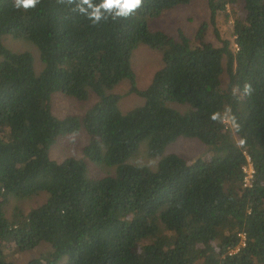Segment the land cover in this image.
Instances as JSON below:
<instances>
[{
	"label": "trees",
	"instance_id": "trees-1",
	"mask_svg": "<svg viewBox=\"0 0 264 264\" xmlns=\"http://www.w3.org/2000/svg\"><path fill=\"white\" fill-rule=\"evenodd\" d=\"M195 0H141L128 16L83 0H38L28 9L0 0V264L8 250L49 251L28 264H264V0H243L234 45L153 30L151 21ZM99 5L102 0H90ZM210 25L239 0H208ZM86 9L88 6L83 5ZM90 12L91 9H88ZM32 42L15 53L3 38ZM145 45L162 67L139 89L133 53ZM228 76L223 86L222 77ZM144 103L122 112L116 88ZM97 101L82 115L58 118L52 97ZM215 117V118H213ZM86 133L83 159L50 156L59 138ZM196 139L210 157L190 160L168 148ZM143 151L155 164L135 162ZM249 161L255 174L244 186ZM90 163L112 169L95 176ZM46 201L11 217L12 198ZM236 254L230 251L241 243Z\"/></svg>",
	"mask_w": 264,
	"mask_h": 264
},
{
	"label": "rangeland",
	"instance_id": "rangeland-1",
	"mask_svg": "<svg viewBox=\"0 0 264 264\" xmlns=\"http://www.w3.org/2000/svg\"><path fill=\"white\" fill-rule=\"evenodd\" d=\"M244 3L239 0L235 7L228 6L227 11L218 14L216 18V27L210 25L211 10L208 0H195L190 6L179 7L174 10L166 11L159 18L151 21L153 30H163L167 34L178 37V31L181 29L185 34L194 38L200 26L207 22L209 28L207 32V40L215 46H221V42L216 34V30L221 39H229L233 48L235 47L234 20L235 16H243ZM6 48L15 53L29 52L34 58L35 70L40 73L43 65L40 60L38 48L29 41L15 39L11 36L3 38ZM133 68L136 74V81L139 89L147 88L153 80L155 73L162 67L161 54L155 50H151L145 45H140L133 53ZM223 86L228 84V76L224 74L222 77ZM130 84L125 81L120 84L115 92L122 95L120 101V109L122 112H128L134 108L141 106L144 100L135 95L128 94ZM97 101L93 97L88 103H81L75 99L64 96L63 94H55L52 97V111L58 118H65L69 115H82ZM88 144V136L82 132L79 135H67L58 139L56 144L52 146L50 156L57 162H62L67 158L83 159L85 157L83 149ZM168 152L177 153L190 160L200 157H210L208 148L196 139H180L168 148ZM135 162L140 164L154 165L155 161L150 159L141 151L135 158ZM90 170L95 176H103L109 174L112 169L90 163ZM47 199L46 195L37 196L35 198L18 200L12 198L7 206V216L10 218L16 207L29 213L32 209L43 204ZM49 246L43 244L37 249L29 252H17L14 249L8 250L9 256L13 257L16 264H28L30 260L39 258L49 251Z\"/></svg>",
	"mask_w": 264,
	"mask_h": 264
},
{
	"label": "clouds",
	"instance_id": "clouds-1",
	"mask_svg": "<svg viewBox=\"0 0 264 264\" xmlns=\"http://www.w3.org/2000/svg\"><path fill=\"white\" fill-rule=\"evenodd\" d=\"M37 3L38 0H16V7L28 9L34 7ZM84 4L88 6L87 9L83 7ZM140 5L141 0H102V3L99 5H93L90 0H83V4L78 5V8L80 12L86 13L95 23L104 15V13L100 11L101 8L108 12L114 10V15L116 16H128ZM88 9H91V11L89 12Z\"/></svg>",
	"mask_w": 264,
	"mask_h": 264
},
{
	"label": "built area",
	"instance_id": "built-area-1",
	"mask_svg": "<svg viewBox=\"0 0 264 264\" xmlns=\"http://www.w3.org/2000/svg\"><path fill=\"white\" fill-rule=\"evenodd\" d=\"M235 48L237 49V46H235ZM244 172H245V177H244V186L245 187H251L252 183H253V178H254V168L253 165L251 164V162L249 161L248 165L244 167ZM241 243L240 245L234 249L230 251V255L236 254L237 252L240 251L241 247H244L246 244V235L245 234H241Z\"/></svg>",
	"mask_w": 264,
	"mask_h": 264
}]
</instances>
